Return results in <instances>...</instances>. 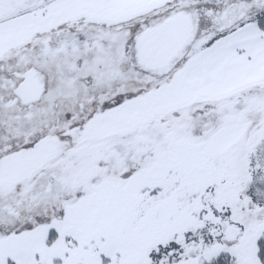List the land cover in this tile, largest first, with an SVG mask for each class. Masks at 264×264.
<instances>
[{
    "label": "snow or ice",
    "instance_id": "6c2138e0",
    "mask_svg": "<svg viewBox=\"0 0 264 264\" xmlns=\"http://www.w3.org/2000/svg\"><path fill=\"white\" fill-rule=\"evenodd\" d=\"M0 264H264V0H0Z\"/></svg>",
    "mask_w": 264,
    "mask_h": 264
}]
</instances>
